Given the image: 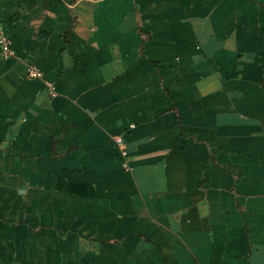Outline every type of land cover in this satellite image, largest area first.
<instances>
[{"label": "crops", "instance_id": "obj_1", "mask_svg": "<svg viewBox=\"0 0 264 264\" xmlns=\"http://www.w3.org/2000/svg\"><path fill=\"white\" fill-rule=\"evenodd\" d=\"M0 30V264H264V0H0Z\"/></svg>", "mask_w": 264, "mask_h": 264}, {"label": "built area", "instance_id": "obj_2", "mask_svg": "<svg viewBox=\"0 0 264 264\" xmlns=\"http://www.w3.org/2000/svg\"><path fill=\"white\" fill-rule=\"evenodd\" d=\"M0 49H1V54L4 57H9V56L15 55V52L12 51L9 47L8 38L5 35H3V32L1 30H0ZM27 73L31 77H42L41 71H39L35 67H29ZM115 142H116L117 146L119 147L121 154L126 155L127 148H126V143H125L123 137L121 135L116 136Z\"/></svg>", "mask_w": 264, "mask_h": 264}]
</instances>
